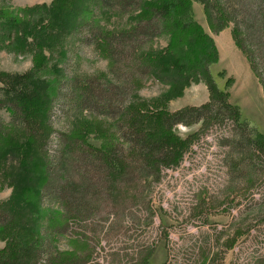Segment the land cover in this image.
Returning a JSON list of instances; mask_svg holds the SVG:
<instances>
[{
  "label": "trees",
  "instance_id": "1",
  "mask_svg": "<svg viewBox=\"0 0 264 264\" xmlns=\"http://www.w3.org/2000/svg\"><path fill=\"white\" fill-rule=\"evenodd\" d=\"M197 1L203 5L214 33L231 26L233 42L245 56L264 98V0ZM75 6L79 7V3ZM100 7L119 13L142 9L144 15L129 29L108 33L96 23L97 14L92 12L74 32L72 43L78 40L77 34L83 35L80 40L85 44L104 43L111 62L110 77L72 75L66 79L63 91H57L54 98L64 99L77 111L117 118L118 141L95 145L79 134L66 133L59 155L45 156L42 183L33 174L36 169L32 171V167L25 164L24 181L14 183L13 194L0 202V230H10L5 246L0 249V264H103L95 256L89 235L97 233L95 224L101 222L98 216L105 204L119 212L123 202L131 196L133 184L158 183L164 170L181 164L201 134L223 122L228 130L219 144L225 143L227 148L222 156L227 168V184H236L250 192L260 186L264 188V133L242 116L238 105L230 101L227 90L219 88L212 77L210 65L217 61L218 52L211 35L194 18L192 0H94L96 11ZM76 11L73 9L68 17L74 30L81 24L80 20L85 19H79ZM9 30L2 26L0 37ZM163 34H171L164 55L170 59L167 64L152 55L134 59L141 46ZM182 45L186 46V51L180 50ZM133 68H138L140 76L151 75L168 83L166 100L178 97L185 87L198 80L204 82L208 99L152 114L137 109L127 111L125 103L132 79L137 76ZM2 76L0 80H4ZM65 87L72 90V98H68ZM33 109L27 97L12 98L0 91V145L9 138L13 126L30 127L39 136L46 128L52 130L49 125L44 127L45 121L37 117ZM3 110L11 114L6 116ZM127 113L128 118H125ZM179 124H199V128L182 136L176 131ZM259 192L261 196L254 199L253 213L264 219V189ZM142 211L148 217L144 226L150 228L155 210L147 204L140 206ZM239 237H232L230 242L228 238L220 239L227 243L226 250H231ZM64 238L67 248L60 247ZM163 239L167 242L168 236L164 235ZM166 248L165 264H221L222 258L218 259L212 248L203 251L191 244L182 247L180 255L176 256L171 254L167 244ZM188 249L194 257L192 262L183 258ZM154 250L153 243L137 254L136 263L151 264L149 260ZM230 264H264V254L249 259L239 253Z\"/></svg>",
  "mask_w": 264,
  "mask_h": 264
},
{
  "label": "rangeland",
  "instance_id": "2",
  "mask_svg": "<svg viewBox=\"0 0 264 264\" xmlns=\"http://www.w3.org/2000/svg\"><path fill=\"white\" fill-rule=\"evenodd\" d=\"M76 2L79 7L74 8ZM73 9L77 10L79 19L85 17L75 30L68 19ZM92 12L97 14L96 23L108 33L127 30L144 15L142 9L119 13L100 7L96 11L94 0H0V28L11 29L0 37V75L4 79L0 80V91L12 98L27 97L36 116L45 121L44 127L49 125L53 130L46 128L41 136L30 127L13 126L9 130V138L0 145V202L13 194L14 183L24 181L25 164L31 166L32 171L35 168L33 174L43 182L45 156L59 155L66 133L79 134L95 145L118 141L117 118L77 111L64 99L54 98L57 91H63L66 79L72 75L110 77L111 62L104 43L85 44L80 40L82 34H77L78 40L72 43L74 32ZM192 12L216 46L218 58L210 65L216 84L227 90L230 101L238 105L242 116L264 133L263 91L245 56L233 42L231 26L214 33L203 5L197 0H192ZM170 38L171 34H163L147 41L136 51L134 59L152 55L167 64L170 59L164 55ZM180 50L186 51V46L182 45ZM133 71H137V76L132 79L125 103L127 111L137 109L152 114L208 99L202 80L185 87L178 97L166 100L168 83L151 75L140 76L138 68ZM65 91L68 98L73 97L69 87H65ZM3 113L9 116L11 111L3 110ZM198 128L199 124H179L176 131L185 136ZM227 130L225 122L211 126L199 136L179 166L164 170L158 183L133 184L131 196L123 202V207L120 205L119 212L105 204L98 216L101 222L95 224L97 233L89 235L98 260L103 264H137V254L153 243L151 264H165L166 244L173 256L180 255L181 248L191 244L203 251L212 248L217 258H222L221 264H230L239 253L249 259L264 254V219L253 213L254 199L261 196L257 191L264 188L260 186L250 192L236 184H227V168L222 161L227 148L225 143L219 144ZM196 202H200V206ZM147 204L155 210L150 228L144 226V222H148L147 215L140 212V206ZM9 234L10 230H0V249ZM164 235L168 236L167 242ZM235 236L240 237L234 247L226 250L227 243L220 238H228L230 242ZM60 247H68L66 238L61 239ZM190 249L183 253L187 262L194 259Z\"/></svg>",
  "mask_w": 264,
  "mask_h": 264
}]
</instances>
